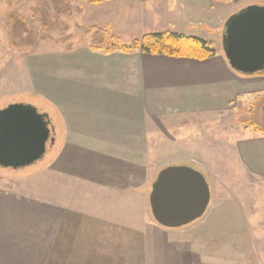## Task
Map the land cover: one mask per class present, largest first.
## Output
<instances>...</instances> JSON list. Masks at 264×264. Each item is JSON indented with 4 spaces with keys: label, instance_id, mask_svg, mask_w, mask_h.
<instances>
[{
    "label": "crops",
    "instance_id": "1",
    "mask_svg": "<svg viewBox=\"0 0 264 264\" xmlns=\"http://www.w3.org/2000/svg\"><path fill=\"white\" fill-rule=\"evenodd\" d=\"M84 55L85 67H57L53 194L0 188V264H198L186 233L152 215V186L168 167L158 158L178 145L157 125L174 128L264 96V75L237 73L223 49L204 61L140 50ZM241 142L240 156L264 175V136Z\"/></svg>",
    "mask_w": 264,
    "mask_h": 264
},
{
    "label": "rangeland",
    "instance_id": "2",
    "mask_svg": "<svg viewBox=\"0 0 264 264\" xmlns=\"http://www.w3.org/2000/svg\"><path fill=\"white\" fill-rule=\"evenodd\" d=\"M248 4V0H107L100 4L0 0V111L15 104L34 106L48 115L54 139L34 165L18 171L0 168V188L25 195L53 194L51 167L61 142L60 132L55 133L59 120L52 99L53 86L60 83L57 67H85L84 54L91 51L94 29L112 39L111 50L147 34L170 31L202 39L217 52L223 49L229 17ZM30 35L33 47L27 46ZM187 117L174 128L165 121L163 130L157 125L159 133L178 136L177 147L166 150L157 163L159 167L195 165L209 181L207 215L181 229L189 238L190 259L196 258L198 264H264V175L251 171L235 148L249 136H264V96L246 95L226 112Z\"/></svg>",
    "mask_w": 264,
    "mask_h": 264
},
{
    "label": "water",
    "instance_id": "3",
    "mask_svg": "<svg viewBox=\"0 0 264 264\" xmlns=\"http://www.w3.org/2000/svg\"><path fill=\"white\" fill-rule=\"evenodd\" d=\"M222 47L230 67L251 76L264 72V6L252 5L229 17ZM47 114L32 105L0 111V168L21 170L42 160L54 142ZM211 202L210 184L200 171L168 166L153 183L150 206L155 221L179 229L202 219Z\"/></svg>",
    "mask_w": 264,
    "mask_h": 264
},
{
    "label": "trees",
    "instance_id": "4",
    "mask_svg": "<svg viewBox=\"0 0 264 264\" xmlns=\"http://www.w3.org/2000/svg\"><path fill=\"white\" fill-rule=\"evenodd\" d=\"M60 0H57L59 2ZM65 2V0H63ZM94 4H100L107 0H88ZM62 3V0H61ZM28 40L27 46L33 47L35 45L32 35ZM113 42L105 32L99 29H94L92 33L90 49L92 51H111L128 52L133 50H140L144 54L167 56L172 58H188L199 61L214 58L217 52L213 46L199 38L188 37L173 32L153 33L143 36L141 39H136L131 45H123L118 48L115 47L111 50ZM118 46V45H117ZM118 48V49H116ZM264 75V72L258 74Z\"/></svg>",
    "mask_w": 264,
    "mask_h": 264
}]
</instances>
